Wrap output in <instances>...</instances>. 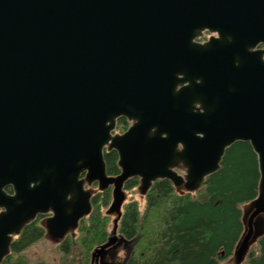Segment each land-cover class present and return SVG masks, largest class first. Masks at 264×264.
Segmentation results:
<instances>
[{"label": "water", "instance_id": "obj_1", "mask_svg": "<svg viewBox=\"0 0 264 264\" xmlns=\"http://www.w3.org/2000/svg\"><path fill=\"white\" fill-rule=\"evenodd\" d=\"M206 30L217 38L197 44ZM260 44L264 0H0V264L39 215H50L53 242L75 231L92 211L84 187L96 183L112 187L114 219L93 264L116 242L127 180L139 179L142 196L158 180L196 192L237 142L259 172L228 261L242 264L264 236ZM120 118L131 126L113 136ZM105 149L118 176L106 174Z\"/></svg>", "mask_w": 264, "mask_h": 264}, {"label": "trees", "instance_id": "obj_2", "mask_svg": "<svg viewBox=\"0 0 264 264\" xmlns=\"http://www.w3.org/2000/svg\"><path fill=\"white\" fill-rule=\"evenodd\" d=\"M103 159L106 174L117 176L120 173L117 153L104 151ZM258 180L256 155L248 143L237 142L225 151L219 170L195 194L181 195L169 181H157L142 208L134 199L125 202L122 208L117 233L135 240L126 264L225 262L244 233V216L247 206L257 197ZM137 186L138 180L133 178L125 183L124 190L129 192ZM91 203L92 212L80 222L75 242L67 238L58 246L63 257L70 255L75 245L79 247V264H89L92 250L104 244L109 236V218L104 212L110 203V191L95 193ZM43 218L27 225L13 240L10 255L2 264H29L24 253L43 239ZM247 263L264 264V236L258 240Z\"/></svg>", "mask_w": 264, "mask_h": 264}, {"label": "rangeland", "instance_id": "obj_3", "mask_svg": "<svg viewBox=\"0 0 264 264\" xmlns=\"http://www.w3.org/2000/svg\"><path fill=\"white\" fill-rule=\"evenodd\" d=\"M120 126L117 127L116 129V134L120 132ZM122 131V130H121ZM94 193L95 190H92ZM132 199L139 201L138 206L139 208H142L144 205V200L145 198H141L140 195L138 194L137 190H132L129 192L125 191V202L131 201ZM124 202V204H125ZM110 205V203H109ZM124 206V205H123ZM107 209V208H106ZM114 217L109 218V223H108V230L110 231L112 229V220ZM67 238H70L72 241V237L68 236ZM73 243L74 238H73ZM58 245L54 244L51 242L48 238L41 240L39 243L35 244L31 248H29L27 251L24 253V257L27 259L29 264H37V263H42V262H63V263H72V264H79L80 263V256H81V251L79 247L76 245L74 246V250H72L71 254L68 256H61V253L59 252ZM255 248H253L254 250ZM252 252V251H251ZM255 252V251H254ZM122 255L121 257H123ZM220 264H223L220 263ZM242 264H248L247 261L243 262Z\"/></svg>", "mask_w": 264, "mask_h": 264}, {"label": "flooded vegetation", "instance_id": "obj_4", "mask_svg": "<svg viewBox=\"0 0 264 264\" xmlns=\"http://www.w3.org/2000/svg\"><path fill=\"white\" fill-rule=\"evenodd\" d=\"M201 35L195 40V42L197 44H200V45H204V44L208 43L212 38H217L216 33H211L207 30L204 31ZM262 50H264V45H261V44L258 45L257 47H255V49H254V51H262ZM120 122H124V124L120 125ZM116 123L117 124H116V127H115L113 134H116V129L119 126H120V129H122V131L120 130V132L118 133L120 135L125 133L127 131V129L130 127V124L128 123L127 119H125V118L118 119L116 121ZM123 126H124V129H123ZM82 177H83V175H82ZM85 189H87V187H85ZM3 192L8 197H12L14 194L11 187L4 188ZM3 212H4V210L0 208V214ZM39 218H41V216L37 217V219H39ZM72 238H75V236H73ZM65 239H67V238H65ZM133 241H134L133 239L129 240V239H126L125 237L119 235L117 242L111 248L108 249L107 254L102 259L103 263L126 264V261L130 257L132 249H133V246H132ZM61 243H59L58 246H60ZM122 255H124V256L121 257Z\"/></svg>", "mask_w": 264, "mask_h": 264}, {"label": "bare ground", "instance_id": "obj_5", "mask_svg": "<svg viewBox=\"0 0 264 264\" xmlns=\"http://www.w3.org/2000/svg\"><path fill=\"white\" fill-rule=\"evenodd\" d=\"M202 36V35H201Z\"/></svg>", "mask_w": 264, "mask_h": 264}]
</instances>
